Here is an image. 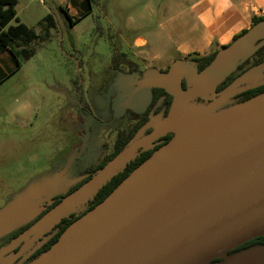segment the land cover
I'll return each instance as SVG.
<instances>
[{
    "label": "water",
    "instance_id": "water-1",
    "mask_svg": "<svg viewBox=\"0 0 264 264\" xmlns=\"http://www.w3.org/2000/svg\"><path fill=\"white\" fill-rule=\"evenodd\" d=\"M262 39L264 21L218 51L200 71L194 61L177 60L169 73L157 72L166 85L155 86L166 88L174 96L166 119L2 247L0 259L33 235L15 251L9 264L16 261L42 235H34L41 227H53L91 197L138 149L153 143L185 117L191 120L169 142L28 264H209L264 235V92L208 114L232 96L264 85L263 79L238 86L252 71L264 66L262 63L246 71L219 97L212 88L217 69ZM184 76L190 78L187 89L182 86ZM207 91L212 93L213 102L199 114L188 111L189 100ZM180 113L187 114L178 119ZM10 219L1 222V228Z\"/></svg>",
    "mask_w": 264,
    "mask_h": 264
},
{
    "label": "rangeland",
    "instance_id": "rangeland-1",
    "mask_svg": "<svg viewBox=\"0 0 264 264\" xmlns=\"http://www.w3.org/2000/svg\"><path fill=\"white\" fill-rule=\"evenodd\" d=\"M169 1L88 0L89 13L73 28L60 8L66 7L62 0H18L19 21L39 37L26 46L19 42L31 50L28 58L20 51L22 47L13 43L18 66L11 62L15 69L9 75L5 69L0 78V224L12 217L0 226V248L11 234L36 218L45 200L65 194L82 179L88 167L105 152L112 151L118 132L133 124L124 117L127 110L142 112L146 108L151 96L143 93L145 80L128 73L129 64L120 53L136 62V68H143L146 63L135 57L134 49L122 40L148 37L159 29L161 15L155 16L152 27L144 26L145 19L151 7L162 11ZM48 14L54 17V25L46 21ZM260 45L244 50L235 60L217 69L214 77L219 79L238 72V66L249 59L244 67L253 68V53ZM115 57L120 59L117 68L121 71L115 70ZM4 64L0 59V66ZM165 64L166 68H160L159 64V70L169 73L174 62L166 60ZM263 78L261 66L242 82L250 84ZM182 114L187 113H180L177 118ZM165 119L152 116L135 140ZM189 120L190 117L180 118L171 130L177 131ZM33 205L38 206L18 214ZM48 229L43 226L34 235ZM12 255L13 251L9 252L0 259V264H9ZM263 257V250L254 248L226 253L221 261L209 264H261Z\"/></svg>",
    "mask_w": 264,
    "mask_h": 264
},
{
    "label": "crops",
    "instance_id": "crops-1",
    "mask_svg": "<svg viewBox=\"0 0 264 264\" xmlns=\"http://www.w3.org/2000/svg\"><path fill=\"white\" fill-rule=\"evenodd\" d=\"M62 2L66 7L61 6L71 16L80 18L91 7L88 0ZM156 15H161L159 29L149 33L148 37L141 35L132 41L122 40L134 49L135 57L146 63L138 70L143 73L146 83V88L140 89L148 98L151 96L152 86L166 85V81L159 79L157 73L160 68H166V60H170V63L177 60L191 61L188 59L190 55L204 56L227 47L236 37L254 26V17L264 15V0H170L162 11L151 7L144 26L152 27ZM13 20L18 23V16ZM76 25L77 23L73 28ZM0 59L5 61L4 66H0V76H3L5 69L8 73L15 69L14 64H18L9 50L0 51ZM11 62L14 63L13 66ZM134 64L138 65L136 62ZM153 64L158 65V68H152ZM133 74L136 76L138 72Z\"/></svg>",
    "mask_w": 264,
    "mask_h": 264
},
{
    "label": "trees",
    "instance_id": "trees-1",
    "mask_svg": "<svg viewBox=\"0 0 264 264\" xmlns=\"http://www.w3.org/2000/svg\"><path fill=\"white\" fill-rule=\"evenodd\" d=\"M18 0H0V51L9 50L12 54L14 60L19 63L18 55L15 49L13 48V43L16 42V45L22 47L19 43L20 41L24 43L23 46L29 45L33 42L34 39L39 36L25 23L18 21L16 25L10 24V22L17 18V6ZM64 15L68 18L70 26L75 25L81 18L73 17L70 15L69 11L62 6L60 7ZM89 12H85L83 16L87 15ZM48 23L54 25V17L51 14H48L46 17ZM254 25L264 21V15L259 17H254ZM47 26V32H48ZM237 38V37H236ZM235 38V39H236ZM261 44L253 53V62L251 67L258 66L264 63V39L257 41L254 45ZM20 51L24 54L25 57H30L32 52L27 47H22ZM19 52V51H18ZM218 51H213L208 55L199 56L197 54L190 55L188 58L195 61L200 70L205 68L217 55ZM120 57L124 60L129 61L125 58V53H120ZM119 58H114V67L117 68ZM250 59L245 61V64H248ZM133 63V62H131ZM244 63L240 64L237 68L239 72H232L226 76L222 81L219 88L226 86L229 87L235 79L241 74H244L246 68ZM136 65V64H135ZM18 66V64H17ZM13 70L9 71V75ZM2 76H0L1 78ZM264 92V85H261L257 88L249 89L238 93L228 100L231 101V104H237L248 100L260 93ZM152 99L147 108L142 112L137 111H128V114L135 120V123L129 129L120 130L117 136V139L114 144V151L110 155H106L98 165L89 169V177H91L95 172L101 169L109 160L116 156L120 151H122L126 146L133 142L138 131L144 126L150 119L151 116L156 114H161L166 117L173 105L174 96L162 86H153L151 89ZM227 100V101H228ZM150 132V131H148ZM177 132L168 131L162 134L159 137V145L156 148H151L150 146H145L141 149V152H137L134 157H132L125 165L118 169L110 178H108L102 185L97 188L91 197H89L84 204L83 210L79 215L75 214L74 211L70 212L67 216L61 218L53 227L49 229L45 237L42 239V243L36 248H31L24 252L16 264H28L42 253L47 251L60 237L63 231L75 220L81 217L83 214L92 209L95 205L101 202L107 195H109L128 175L129 173L150 157L154 151L159 149L162 145L169 142ZM149 134V133H148ZM251 248H261L264 255V235L253 238L235 248L231 251H240L247 250ZM264 259V257H263Z\"/></svg>",
    "mask_w": 264,
    "mask_h": 264
},
{
    "label": "flooded vegetation",
    "instance_id": "flooded-vegetation-1",
    "mask_svg": "<svg viewBox=\"0 0 264 264\" xmlns=\"http://www.w3.org/2000/svg\"><path fill=\"white\" fill-rule=\"evenodd\" d=\"M189 59V58H188ZM191 60V59H190ZM191 61H193V60H191ZM131 62H133V63H131ZM195 62V61H194ZM126 63H128L129 65V67H128V73L130 74V75H132V76H134V77H136L138 80H141V79H144V76H143V73H141V72H139V70H138V68H136V66H135V64H134V61H131V60H129V61H126ZM196 63V62H195ZM196 66H197V68H198V71H200V69H199V67H198V65H197V63H196ZM120 68H115V70L116 71H121V70H119ZM248 68H246L244 71H246ZM133 72H138V74L135 76L134 74H133ZM235 72V71H234ZM237 72V71H236ZM239 72V71H238ZM243 75V74H242ZM241 74L236 78V79H238L240 76H242ZM188 77V76H187ZM186 76H184L183 77V82H182V86H183V88H185V89H187L188 87H190L191 86V84H190V81H189V79L187 78ZM213 79H214V81H215V86L214 87H212L213 88V90H215L216 91V95H215V97H219L222 93H224L229 87H227L226 88V86L225 87H223V88H219V86H220V84L222 83V81L226 78V75L224 76V77H221V78H219V79H216L215 77H212ZM235 79V80H236ZM264 79V78H263ZM241 85H245L243 82H240L239 84H238V86H241ZM153 87V86H152ZM152 87H151V89H152ZM79 95H80V93H79ZM212 93L210 92V91H207V92H205V94L204 95H198V96H195V97H193L192 99H190L189 100V102H188V106L186 107L187 109H188V111H191V110H193V111H195L197 114H199V112H201L206 106H208L209 104H211L212 102H213V100H212ZM151 99H152V95H151ZM151 99H150V101H149V103L147 104V106L150 104V102H151ZM228 100V99H227ZM225 100V101H223L222 103H220V104H218V105H216L215 107H213L210 111H208V113H215V112H217V111H220V110H222V109H225V108H227V107H229V106H231L232 104H231V101L230 100ZM80 105L81 106H84L83 104H82V102L80 101ZM147 106H146V108H147ZM145 108V109H146ZM144 109V110H145ZM143 110V111H144ZM128 111H130V109L129 110H127V112H126V114L124 115V117H127V118H129V119H131L132 121H133V124L131 125V126H129L128 128H126V129H129L130 127H132L133 125H134V123H135V120L128 114ZM132 111H134V110H132ZM162 116V117H164L163 115H161V114H156V116ZM154 116V115H153ZM123 117V118H124ZM152 117V116H151ZM150 117V118H151ZM149 121H150V119H149ZM148 121V122H149ZM147 122V123H148ZM146 123V124H147ZM145 124V125H146ZM144 125V126H145ZM143 127V126H142ZM124 130V129H123ZM153 129H148L147 130V132H145V134H143V136L142 137H144L145 135H147L148 133H150L151 131H152ZM179 130V129H178ZM177 130V131H178ZM148 131H150V132H148ZM171 131H173V130H171ZM177 131H173V132H177ZM119 133V132H118ZM117 136H118V134H117ZM135 138H136V136H135ZM140 138V137H139ZM116 139H117V137H116ZM116 139H115V141H116ZM135 140V139H134ZM133 140V141H134ZM115 141H114V143H113V149H112V151L111 152H109V153H104V155L102 156V158L97 162V163H95L94 165H91L90 167H88L85 171H84V176L82 177V179L81 180H79L75 185H73L65 194H60V195H58V196H55L54 198H49L48 200H45L42 204H41V210H40V212H39V214L36 216V218L35 219H33V220H31V222L30 223H28V224H26V225H24V226H21L20 227V229L19 230H17V231H15L13 234H11V236H10V239L7 241V243H6V245L9 243V242H11L15 237H17L21 232H23L24 230H26L28 227H30L34 222H36L39 218H41L45 213H47L50 209H52L56 204H58L59 202H61L62 201V199L65 197V196H67L68 194H70L71 192H73L74 190H76L78 187H80L83 183H85L88 179H90L91 177H89V178H87L88 176H89V169L90 168H92V167H94V166H96V165H98L99 163H100V161L106 156V155H110L113 151H114V144H115ZM159 145V138H157L153 143H151V144H149V145H147V146H150L151 148H156L157 146ZM144 147H142V148H140V149H138V151L137 152H141V149H143ZM106 149V148H105ZM51 202V203H50ZM84 204H85V202L84 203H82V205L79 207V208H77L76 210H73L74 211V213L75 214H77V215H79V213L83 210V208H84ZM72 211V212H73ZM49 230H47L46 232H44V233H42V235H40L39 237H37L31 244H30V246L25 250V252L27 251V250H29V249H31V248H36L38 245H40L41 243H42V239L45 237V235L47 234V232H48ZM33 238V235H31V236H29L27 239H25L24 241H22L21 243H20V245L19 246H17L16 248H14L12 251H13V254L15 253V251H17L18 250V248L22 245V244H24V243H26V242H28V241H30L31 239ZM1 249V248H0ZM251 249H254V248H251ZM231 250H233V249H231ZM231 250H229V251H227L226 253H237V252H243V251H245V250H240V251H231ZM247 250H250V249H247ZM11 252V251H10ZM225 253V254H226ZM13 256V255H12ZM11 256V257H12ZM22 256V255H21ZM20 256V257H21ZM10 257V258H11ZM20 257L16 260V261H14L12 264H16L17 263V261L20 259ZM224 257V254L222 255V256H220V257H217V258H215V259H213L211 262H215V261H221L222 260V258ZM9 258V259H10Z\"/></svg>",
    "mask_w": 264,
    "mask_h": 264
}]
</instances>
